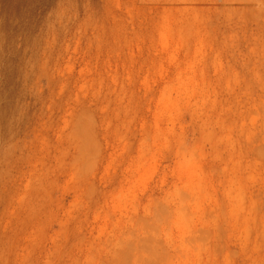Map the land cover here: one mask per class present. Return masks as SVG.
<instances>
[{
  "label": "rangeland",
  "instance_id": "rangeland-1",
  "mask_svg": "<svg viewBox=\"0 0 264 264\" xmlns=\"http://www.w3.org/2000/svg\"><path fill=\"white\" fill-rule=\"evenodd\" d=\"M0 264H264V0H0Z\"/></svg>",
  "mask_w": 264,
  "mask_h": 264
}]
</instances>
